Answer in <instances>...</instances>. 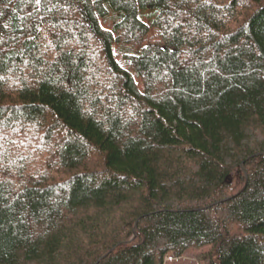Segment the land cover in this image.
Masks as SVG:
<instances>
[{"label":"trees","instance_id":"1","mask_svg":"<svg viewBox=\"0 0 264 264\" xmlns=\"http://www.w3.org/2000/svg\"><path fill=\"white\" fill-rule=\"evenodd\" d=\"M187 252L264 264V0H0V264Z\"/></svg>","mask_w":264,"mask_h":264},{"label":"rangeland","instance_id":"2","mask_svg":"<svg viewBox=\"0 0 264 264\" xmlns=\"http://www.w3.org/2000/svg\"><path fill=\"white\" fill-rule=\"evenodd\" d=\"M207 248H204L205 250ZM196 252H187L182 257H173L171 254L164 259V264H202L197 260Z\"/></svg>","mask_w":264,"mask_h":264}]
</instances>
